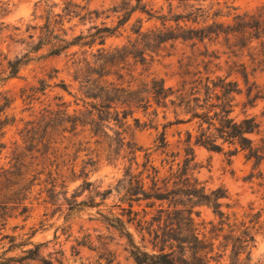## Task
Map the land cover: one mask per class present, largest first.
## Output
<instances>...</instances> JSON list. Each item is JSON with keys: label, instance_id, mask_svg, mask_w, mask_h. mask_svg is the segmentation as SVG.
Here are the masks:
<instances>
[{"label": "trees", "instance_id": "16d2710c", "mask_svg": "<svg viewBox=\"0 0 264 264\" xmlns=\"http://www.w3.org/2000/svg\"><path fill=\"white\" fill-rule=\"evenodd\" d=\"M164 1L168 4V13L158 17L161 27L142 32V25L137 21L139 25L132 30L138 39L130 44V48H100L96 53L90 54V58L83 52L81 60L72 62V96L77 101L76 105L82 104L81 109L73 110L69 114L67 106L60 103L57 104L58 110L51 113L43 127L39 122L26 123L21 132L23 143L26 144L24 150L13 153L10 167L0 171V240H8L10 246L6 252L29 245L31 248L21 251L23 256L2 258L5 263H21L28 260L53 264L40 256V249L44 244L32 243V233L26 240L18 243H15L14 236H2L1 233L11 217V211L17 210L18 216L27 217L29 210L25 201L34 182L42 175L45 176L44 182L50 185L46 190L50 203L56 195H65V192H55L57 187L64 189L63 168L66 166L65 156H68V146L59 152L57 142L51 137L54 130L60 129L59 136L62 139H66L65 134L76 137L79 133L87 132L106 161L113 163L121 159L128 163L123 179L119 181L116 189L119 198L118 205L115 206L120 210V214L104 217V220L126 238L130 257L135 264H254L248 249L252 241L249 231L244 229L237 233L233 228L235 225L229 222V215L221 209L222 200L228 199L227 191L218 187L208 192L192 174L195 147L224 153L228 157L243 153L246 160L253 161V169L264 160V139H261L259 146H255L250 139L251 135L259 131L257 119L244 115L242 119L236 120L233 116L237 106L236 97L242 94L238 82L229 80L230 74L226 77H212L208 68L213 59L207 55L208 47L217 44L220 39L224 41L233 58L242 56L246 51L251 74L248 73L245 63L237 64L235 61L230 68L231 71L236 68L234 72L239 74L246 86V101L242 103L243 113L245 109L252 108L254 102L262 98L260 90L252 94L257 86H254V82L249 84V76L257 71L264 73V6L253 12H239L226 2L221 6L218 0ZM83 10L85 9L67 2L62 9V15L56 14L54 17L62 19L67 16L72 19L80 17ZM111 12L119 14L117 27H123L135 13H144L149 18H156L152 16L151 9H147L143 0H123L119 6L113 7ZM88 15L98 17L99 13L91 11L83 17ZM227 20L229 22H226ZM169 23L173 25H167ZM58 24L60 25L54 20L51 25L49 18L46 19L41 28L43 34L32 48L33 52L49 46V56H59L71 46L92 47L93 42L81 43L84 39L81 35L75 36L71 41L60 39L55 33ZM116 28L95 26V34L89 37L97 36L101 39L99 44L104 45V37L112 36ZM178 41L191 43L192 49L203 46L205 54L201 55L209 58L201 62L204 73H191L188 71V65L184 74H180L176 87H167L163 79L155 76L141 79L135 77L131 71L126 75L120 73L123 69L119 67L122 58L129 56L134 65L139 63L144 66L147 63V53L155 55L166 43ZM71 55L75 56V53ZM148 56L152 60V56ZM24 58L8 61L9 78L18 75L21 67L27 62ZM214 59L217 60L218 57ZM179 68L182 69L183 65ZM39 85L31 90L44 93L47 87L45 81L40 80ZM61 88L71 94L69 87L64 83ZM26 97L30 98L31 95ZM11 105L12 99L0 95V131L14 123V118L9 119L5 115ZM138 110L144 113L151 110L152 119L149 121L156 131L160 125L157 123L159 110L163 119L169 111L174 115L173 122L168 121L161 125V131L154 142L155 151H160L166 156L170 146L167 130L179 124L187 126L183 139L182 132H177L178 150L169 155L171 163L178 157H182V160L177 163L176 171H173L171 164L165 177H161L160 170L152 165L148 149L138 146L128 136L127 119ZM133 121L137 127L140 125L138 119ZM79 152L80 150L75 151V158L69 160L71 163L66 171L72 177L82 180L77 190L85 191L92 186L87 180L86 169L92 166L93 161H82L76 174ZM141 152L144 155L139 165L138 154ZM133 165L135 168L132 170ZM252 178L253 175L250 176V179ZM110 193V190L102 192L101 200H105ZM71 197V201L65 199L68 212L84 206H96L91 200L77 202V196ZM199 206L211 209L218 220L216 225L209 223L211 228L208 236L200 233L194 218V215L198 216L194 208ZM135 207L142 209L137 211ZM225 207L229 208V205L225 204ZM152 212L155 214L152 215ZM130 226L134 227L142 242L146 241L151 246V253L136 244L129 230ZM224 226L229 229L227 234H223ZM220 237L222 241L215 246ZM228 248V261L223 263L222 259Z\"/></svg>", "mask_w": 264, "mask_h": 264}, {"label": "rangeland", "instance_id": "374dc122", "mask_svg": "<svg viewBox=\"0 0 264 264\" xmlns=\"http://www.w3.org/2000/svg\"><path fill=\"white\" fill-rule=\"evenodd\" d=\"M123 0H0V95L12 99V105L6 110L5 115L9 119L14 118V123L6 126L0 131V171L10 167V160L13 153L22 152L26 144L22 140V130L26 123H38L42 127L48 121L51 113L58 110L57 104L64 103L67 106L68 113L73 110L81 109L82 104L76 105L77 101L72 85V74L74 67L72 62L82 59L81 53L86 52L87 56L96 53L100 48L112 50L134 43L138 37L132 29L137 28L140 21L142 32L161 27L160 16L167 15L168 4L164 0H143L147 9H151L153 17L149 18L147 14L135 13L129 22L123 27H117L118 15L112 13L113 7L119 6ZM221 6L223 3L232 5L239 12H253L264 6V0H218ZM67 2L77 5L85 10L81 11L80 17L87 12L97 11L98 17L88 15L81 19L80 17L64 18L54 17L56 14L62 15V9ZM177 12V11H175ZM53 25L57 20L60 25H56L55 33L60 39L71 41L75 36L81 35L84 42H93L92 47L71 46L59 56H49V46L42 47L39 51L33 52L32 48L38 42L43 34L41 29L46 19ZM226 22H229L227 20ZM167 25H173L169 23ZM116 28L112 36H105L104 45H100L101 39L89 37L95 34L94 27ZM106 35V34H105ZM75 53V56L71 54ZM205 54L202 45L192 49L191 43H166L157 54H146L147 63L141 66L139 63L134 65L131 57L122 58L119 67L123 68L121 74L126 75L129 71L138 78L155 76L164 80L167 87H176L180 81V74H184L185 69L193 73L200 71L204 73L202 61ZM148 55L152 56V60ZM207 55L213 59L209 65L208 71L212 72V77H226L230 74L229 80L237 81L242 94L236 97V108L233 116L240 120L244 115L253 116L259 122V131L250 136L255 146L260 145L261 139H264V73L256 72L249 76V84L255 83L252 94L260 90L262 98L254 102L252 108L245 109L243 113L242 103L246 101V86L239 74L232 69V63H245L247 71L251 74V66L248 63L247 53L238 58L231 56L224 41L220 39L217 44L208 47ZM27 61L14 78L8 77V61L21 59ZM214 57H218L217 60ZM90 58V56L88 57ZM227 61V63H225ZM180 65L183 68L180 69ZM185 66V67H184ZM231 67V68H230ZM128 79V77H125ZM45 81L47 87L44 93L33 92L32 88H38L39 81ZM64 83L69 87L68 92L62 90ZM26 95H31L27 98ZM141 110L135 111L131 118L127 119V133L138 146L148 149L150 161L153 166L158 168L161 177L168 175V169L172 165L173 171L177 169V163H180L182 157L176 158L171 163L169 155L177 152L176 142L178 140L177 132H182L181 139L184 138L186 125H174L167 130V140L170 144L168 156L155 151L154 142L158 133L161 131V125L166 122L174 121V115L171 111L166 113V118H162V112L159 110L157 123L160 124L158 131L151 126L150 115ZM46 117L45 119H42ZM1 118H3L1 116ZM182 118V117H180ZM133 119H138L140 125L137 127ZM155 125V122H154ZM59 130L52 132L53 141L62 151V148L68 146L65 156L66 166L63 168L64 189L57 187V192H65V195H56L53 202H49L47 189L50 188L42 175L38 181L34 182L31 193L28 195L25 205L28 207L27 217L18 216L17 210L11 211V217L8 218L3 235L14 236L15 243L30 238L32 243H43L40 249V256L53 264H135L130 257V248L127 240L117 230L110 227L104 220V217L119 215L116 189L119 181L123 179L124 169L128 166L125 160L118 159L113 163L106 161L100 149L94 145L93 139H90L87 132L79 133L76 137L71 134H65L66 139H62ZM80 150L76 160V174L82 164L89 159L93 161L92 166H88L87 180L92 184L89 190H77L82 183L81 179L72 177L66 168L69 167V160L75 158V151ZM36 155V154H34ZM138 164L143 161L144 153L138 154ZM164 160V162H162ZM230 160V161H229ZM135 165L132 166V170ZM140 169V168H139ZM253 175L254 178L250 179ZM192 176L205 187L206 191H212L218 187L224 188L228 193V199L222 200V211L229 215L230 224L237 233L244 229L249 231L252 241L249 243L250 258L254 264H264V160L253 169V161L244 158L243 153L228 157L224 153L207 151L202 147L194 148V170ZM110 190L111 193L105 200H101L100 194ZM71 196H77L75 200L92 201L93 207L84 206L68 212V204L65 199L71 201ZM229 205V208L225 207ZM166 205H164L165 207ZM143 207V205H142ZM140 211L141 207H135ZM196 223L199 225L200 233L208 236V231L212 222L217 224V218L213 215L211 209L206 206L194 208ZM155 212H152L154 215ZM150 216L147 217L149 219ZM133 238L138 246L151 253L152 248L146 242H142L140 236L136 233L133 226L129 228ZM229 229L224 226L223 234H227ZM222 241L220 237L215 246ZM10 244L7 239L0 240V263L3 264H41L38 261L24 260L19 262H4L7 257L23 256L22 252L31 246L18 248L6 252ZM229 248L222 259L223 263L228 261Z\"/></svg>", "mask_w": 264, "mask_h": 264}]
</instances>
